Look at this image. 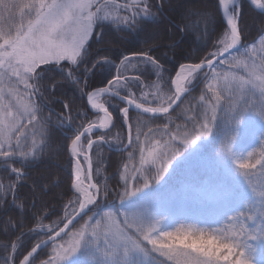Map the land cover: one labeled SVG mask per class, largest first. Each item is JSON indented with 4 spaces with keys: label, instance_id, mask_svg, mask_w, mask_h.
Returning a JSON list of instances; mask_svg holds the SVG:
<instances>
[{
    "label": "snow or ice",
    "instance_id": "6c2138e0",
    "mask_svg": "<svg viewBox=\"0 0 264 264\" xmlns=\"http://www.w3.org/2000/svg\"><path fill=\"white\" fill-rule=\"evenodd\" d=\"M121 7L130 11L131 16H120L119 9ZM176 7V0H128L123 5L118 4L116 0H28V2L19 3H8L6 0H0V171L4 173L5 178L8 180L7 184L0 183V214L22 216L23 212L26 211L28 205L27 195L24 192L25 182L31 178L29 169L43 160L49 150L51 144L49 125L53 123L62 130L65 128L72 129L73 127L76 129L73 137L67 138L70 141L67 144V151L71 156L70 162L74 176L72 187L79 194L76 198L79 203V211L76 214L84 212L88 205L93 204L96 193L100 189L97 184L91 182L93 178V159L89 153L98 150L100 142L107 143L108 141L107 134L99 135L96 140H93L92 135L85 137V134H91L93 129L96 128L107 129L112 120L108 109L97 103V98L101 93L114 92L119 95L118 89L122 86L121 82L123 81L124 85L128 83V77L121 71L122 68L127 66L144 65L146 68L150 66L151 71L158 79H162L165 72L163 63L151 54L152 47L158 43L156 37L145 36L143 43L148 44L147 50L134 52L131 56L123 55L119 63L114 65L116 74L107 79V86H98L93 91H87L90 78L96 72L101 71L104 66L110 69L113 67L107 54L101 60L94 57L90 52L94 41L101 39L105 26L116 25V30L119 32L125 30L119 28V25L123 24L126 28H131L133 33H138L144 31L143 26L146 21L157 22L164 17L169 24L174 23L176 29L180 32L186 35H196L199 39L201 28L203 27L204 31H207L216 15L222 12L227 28L224 32V38L219 41L220 46L217 50L209 53L211 58L201 59L199 63L180 65L179 71L172 79V84L175 87L174 95L165 98L160 93L159 84L157 83L153 85L156 91L152 95L160 101L158 107H145L143 103L136 101L131 92L127 97L121 96L120 99L126 100L127 105L134 106L135 109L142 110L143 113L153 114V116L159 113H168L172 105L176 104L177 100L181 98V94L188 90L186 85L191 84V78L194 74L202 70L205 64L212 70L213 78L220 79L221 74L216 71L214 65V60H218L220 65H243L249 73L248 80L233 77L234 80H238L241 99L233 98L229 101L231 108L236 110L251 108L264 118V54L260 56L261 63L259 65L254 63L249 65L241 55L233 54L237 53L236 49L239 47L243 30L239 25L241 3H238V0H218L216 9L211 12L200 6L193 7L186 4L179 7L176 16L164 15L168 8ZM249 8L254 10L258 16L264 17V0H251ZM13 9L21 11V23L8 27L2 23L3 14L5 12L11 13ZM25 9L27 12L24 11ZM32 13H34V16ZM25 16L28 17L27 23L23 22ZM12 27L15 29L14 32ZM257 43L259 48L255 47ZM174 44L175 41H173ZM251 44L253 45L252 48L245 45V53L250 54L253 51L264 53V40L258 37V39L251 41ZM221 57L227 58L221 59ZM222 61L223 64H221ZM12 77H15V80L7 87L8 95L17 97L15 112L11 106L4 104L5 81H10ZM132 79L139 80V77L136 76ZM224 79H228L227 75L224 76ZM82 80L85 81L84 84L81 83ZM248 83H252L254 87L259 88L261 103L258 110L254 106L245 107L247 101H243V91ZM18 84H22L25 90H29V96L32 93L43 92L47 99L52 102H58L59 98L64 96L63 90L66 85L74 87L81 96L86 95L87 102L92 109H98L103 115L98 118L99 123L96 120H88L87 124L82 122L77 127L75 124L76 116L72 115L74 101L64 96L63 110L68 115H62L49 109L51 115L43 117L41 109L31 99L25 101L19 98L20 94L15 87ZM208 88L212 91L213 85L209 84ZM221 95H223L222 92L215 95L216 104L209 105V108L205 109L203 114L204 123L199 125L195 135L191 137L188 135L182 137L172 136L171 140L176 141L179 139V142L187 147L194 144L198 138L207 135L211 131L209 124L218 118L217 107L220 105ZM143 98L147 99V93L144 94ZM201 99L203 100L204 97L202 96ZM121 112L124 115L125 123L129 124L130 128L128 145L123 146H131L133 149L140 148L141 165L146 163L155 164L161 159L163 153L157 151V145H153L148 148L145 154L140 136L143 134L145 140H148L151 144L156 133L151 128L148 129L147 133H142L140 123L137 121L135 125V142H133L132 124L128 116L129 108H122ZM209 112L211 115H209ZM24 120L27 121V124L23 123ZM29 132H31L30 144L27 143ZM149 133H152L151 137ZM82 138L86 140V144ZM13 143H15V147H13ZM116 144L117 147H120L122 141L117 138ZM167 146L168 142L163 145L165 148ZM96 154H98V151ZM81 155L84 157L83 164L87 165V173H85L79 159ZM179 155L180 150H176L172 152L171 157L163 160L162 167L158 170L154 179L160 180L167 172L170 161ZM249 156H253V153H250ZM129 159H132L131 153ZM257 164H259L261 170H264V147L261 148L260 158L255 163L239 162L237 167L240 169H255ZM136 171L139 172L141 169L138 168ZM131 174V170L128 169L126 164L125 173L122 174L121 178L127 182V177ZM85 179L89 181L86 185L84 183ZM32 182L33 184L36 183L35 180ZM143 187H148L147 180ZM90 190H95V192ZM139 190L140 188L136 189V191ZM126 195L132 196L135 195V192H127ZM120 198L123 200L124 196ZM73 219L74 217L70 218L68 224H71ZM7 223H12V220L9 219ZM67 226L66 224L65 227ZM16 227H22V225H16ZM102 228L105 237L109 236L105 231L106 225H102V222L99 221L90 229V235L94 241L99 239ZM88 231V229L82 228L74 233L72 239L67 243V247L57 250L56 257L50 259L47 264H55L56 260L64 262L75 254ZM17 241H19V237H17ZM42 243H36L24 255L21 264H33L34 255L38 253ZM151 243L156 244L155 241H151ZM121 246L125 250L139 248L138 243L127 236H120L116 242L115 247ZM4 247L5 252L8 253V245ZM17 247V242L11 243V252H16ZM166 258L173 261V264H217V262H221V264H248L241 254L235 252V250L224 257L218 255L201 257L185 252H170ZM4 264H14V257L9 254Z\"/></svg>",
    "mask_w": 264,
    "mask_h": 264
},
{
    "label": "trees",
    "instance_id": "16d2710c",
    "mask_svg": "<svg viewBox=\"0 0 264 264\" xmlns=\"http://www.w3.org/2000/svg\"><path fill=\"white\" fill-rule=\"evenodd\" d=\"M116 2L123 5L127 3L128 0H116ZM176 3L177 7L168 8L164 14L165 16H176L179 7H183L186 4H194L206 8L211 12L216 9L218 0H176ZM240 3L241 16L239 25L246 33V45L249 46L251 45V41L258 39L259 25L264 22V17L258 16L254 10H251L249 4L245 0H241ZM119 15L131 16V12L121 7L119 9ZM143 27V32L133 33L131 28H126L123 24H120L119 28L125 30L119 32L116 30V25L105 26L101 39L99 41H94L93 48L90 49L94 57L103 60L104 55L107 54L112 64H118L123 55L131 56L134 52L148 49V44L143 43L145 36L156 37L158 43L152 47L151 54L154 58H159L160 62L163 63L165 72L163 78L158 79L151 71L150 66L147 68L144 65L137 66L142 67L137 73L133 76L129 75V77L133 78L138 76L139 80H133L131 85L128 82L127 93H123V95L128 96L131 92L136 99L139 97L144 87L155 81H159L163 88H170L171 80L181 64L199 63L201 59L206 57L211 58L209 53L217 50L220 46L219 41L223 38L226 29L220 13L216 15L207 31H204L203 27L201 28L199 39L196 35H186L180 32L176 29L174 23L169 24L168 20L164 17L157 22L146 21ZM173 41H175L174 45ZM114 69L104 66L101 71L96 72L90 78L87 91H93L98 86L105 87L107 85V79L116 74V69ZM202 75V72L196 75V80L191 86L192 90L171 113L156 118L130 111L128 116L132 124L131 135L133 142H135V125L137 121L140 123L142 133H147L148 129L151 128L153 132L156 133L152 140L161 141L163 144L168 142V144L174 148H178L180 142L179 139L172 141V136L179 137L188 129H190L189 131H196L199 125L204 123L203 114L205 111L204 103L198 100H202L201 97H204L206 94L205 87L209 84L210 78L208 74L200 81ZM81 83L84 84L85 81L82 80ZM129 89H131V91H129ZM23 91L24 93H22V95L26 100L31 99L32 102L37 104L40 103V93H32V95L29 96V90L23 89ZM63 92L64 96L74 101V111L72 115L76 116L75 124L77 127L80 126L82 122L87 124L88 120H92L95 117V114L91 113L88 109L86 95L81 96L74 87L67 85L64 87ZM64 96L60 97L58 102L51 101L50 103H46L42 108V115L44 117H49L51 115L49 109L61 113L62 115H68V113L63 110V103L65 102ZM212 101L213 99L209 102L211 103ZM101 102L112 115L113 126L108 131L92 134V138L94 139H97L99 135L107 134L108 141L107 143L100 142L98 150H94V152L90 154L93 159V181L100 189V199L103 201V206H105V208H111L113 205L114 209L117 208L118 211L122 212L126 210L128 202L132 199L131 196L128 197L127 200H120V197L125 192V188H127L128 192H132L141 185L143 186L146 180L149 189L153 186H157L159 180L154 179V177L162 167V161L171 157L172 154H163L161 159L155 163L154 167H144L140 163L139 147L133 149L129 146L124 151L114 150L122 147L126 143L127 126L125 119L120 114L125 104L106 97H103ZM221 105L225 107L224 104ZM25 124H27V122ZM49 130L51 140L54 144H50L49 150L43 160L29 169L31 178L25 182L26 186L24 192L27 195L28 205L26 211L23 212L22 216H13L11 214L6 216L0 214V264H4L9 254L12 255L11 243L13 242L18 243L17 250L13 253L14 264H19L24 255H26L36 243L49 235L48 227L53 226V228H58L64 223L66 220V212L71 208L74 200L77 198L72 191L74 176L72 174L71 158L67 151V144L70 142L67 138L73 137V133L76 129L73 127L72 129L65 128L62 130L53 123L49 125ZM229 130L230 129L225 125L223 116L220 117L213 128L214 135L212 140L214 141L215 149H217L220 141L225 139V133ZM128 131L130 133L129 124ZM116 132L122 133L125 136V141L120 147H116L111 141V137H113ZM149 136L151 137L152 133H149ZM140 140L142 141V146L145 148L146 153L148 149L147 146L150 145V143L148 140H145L143 134H141ZM27 143H31V132H29ZM13 147H15V143H13ZM97 151L98 154H96ZM130 153L132 154L131 160L129 159ZM232 154L234 158H238L240 151L236 152L233 149ZM126 164L132 173L127 177V182L121 178L122 174L125 173ZM138 168L141 169V171L137 172L136 169ZM97 169H99V171H97ZM134 169L135 173H133ZM33 180L36 181L35 184H33ZM0 183H8L2 171H0ZM165 186L166 185L160 189L151 191L150 195L156 194L161 190L165 191ZM105 188L108 192L107 198L104 196ZM141 195L144 196L143 190ZM147 197H149V195ZM236 201L234 203H237ZM231 205L233 204H226L223 200L217 203V205L206 206L202 208L201 211L205 216L219 218L221 213L228 212ZM181 207L184 208L185 205L182 204ZM91 208L96 209L95 205ZM180 210L181 209L178 211ZM90 213L92 212H88L87 215L74 226L73 230L84 222ZM9 219L12 220V223H7ZM16 225H22V227H16ZM68 234L64 238H66ZM17 237H19V241H17ZM5 245H8V253L5 252ZM53 246L54 245H50L39 252L33 258V264H44L48 261ZM75 264L88 263L86 260L80 259Z\"/></svg>",
    "mask_w": 264,
    "mask_h": 264
},
{
    "label": "rangeland",
    "instance_id": "374dc122",
    "mask_svg": "<svg viewBox=\"0 0 264 264\" xmlns=\"http://www.w3.org/2000/svg\"><path fill=\"white\" fill-rule=\"evenodd\" d=\"M6 2L19 3L28 2V0H6ZM24 11L27 12L26 9ZM32 15L34 16V13H32ZM21 16L22 13L19 9H13L11 13L5 12L3 14L2 23L8 27H11L12 25H19L21 23ZM27 19L28 17L25 16L23 22L27 23ZM12 30L14 32V27H12ZM248 47L252 48L253 45L251 44ZM255 47L259 48V44L257 43ZM262 54L264 53H261L260 51H253L250 54L245 53L243 55V59L247 61L249 65H252L253 63L255 65H259L261 63L260 56ZM234 55L239 56L240 54L235 53ZM112 65V69H114L115 64ZM215 66L216 71L221 74L220 79H214L213 72L211 70L209 73V84L213 85V90L210 91L208 88L209 84H207L205 87L206 94L204 95V99L198 100L199 102L204 103V107L207 109L209 108V105L216 104L214 96L220 94L221 92L223 93V95H221L220 105L217 107L218 118L216 121H212L209 124V127L212 130L211 135L209 136L208 133L207 135L203 136H208L207 138L202 137L194 144L187 147L180 143L178 148L171 147L170 144H168V146L165 148L163 147L164 144L161 143V141L152 140L151 144L147 147L150 148L153 145H157V151L163 154H172L173 151L180 149L183 150L179 156H176L170 161L168 164V171L165 172L163 177L158 181L157 186H153L149 189V186L143 188L144 185H141L139 187L141 190L138 192H136L137 188L134 189L132 192H136L135 195H133L131 201L128 202L126 210L122 211L125 213L138 212L142 214L143 218L146 220L159 221L158 227L160 231L173 230L178 226L188 225L195 227L215 226L219 224L226 216L237 214L250 207L253 204V197L247 187L245 180L240 176L238 171L252 173L253 175L250 177L251 184L257 190L264 189V170H261L259 164H257L255 169H238L237 167L239 162H248L249 164H252L260 158L261 148L264 147V143L261 141L264 139V122H262L259 117L251 112L245 113L242 117L239 128L236 130L237 135L234 143L232 138L229 136V132L232 130L228 128L230 130L225 133V139L220 141L217 149L214 148V141L212 139L214 135L213 128L215 123L217 124L218 119L223 116L225 125L228 127V108L231 107L229 101H231L233 98L241 99V89L239 88L238 80H234L233 77L244 80L249 79V73L245 70L243 65H220L218 63ZM141 67L142 66H127L126 68L121 69L123 74L128 77V82L130 85L133 83L134 79L130 78L129 75L133 76L135 73H137V71H139ZM225 75L228 77L227 80L224 79ZM14 80L15 77H12L10 81H5L6 86L4 104L11 106L15 112L17 97L8 95L7 87V85L11 84ZM195 80L196 76H193L191 78V84H187L186 87L192 85ZM121 83L122 86L118 89V91L119 94L122 95L123 93H127L128 85H124L123 81ZM157 83L159 84L160 93L165 98L175 94L173 87L163 88L159 81H155L154 83L144 87L136 101L143 103V105L146 107L160 106V101L155 99L152 95V93L156 91L153 85ZM15 87L16 91L20 94L19 98L27 101L22 95V93H24L23 85L18 84L15 85ZM129 91H131V89H129ZM145 93H147V99L143 98ZM211 99H213V101L210 103L209 101ZM243 101H247L245 107L254 106L258 110L261 103L259 88L254 87L252 83L246 84L243 91ZM97 103L101 104L100 97L97 98ZM221 104H224L225 107H223ZM209 115H211L210 112ZM100 116L102 115H99L98 118ZM98 118L95 119L97 123H99ZM26 122V120L23 121V123ZM198 129L199 127L197 130ZM189 130L190 129H188L179 137L184 135L191 137L192 135H195L197 131ZM117 138L122 141V144L125 141V136L122 133L116 132L115 135L111 137V141L116 147ZM233 149L236 152L240 151L238 158L233 157ZM249 151L253 153V156L250 157L247 154ZM243 156V160H240L239 158ZM79 159H81L83 162L84 157L81 155ZM154 165L155 164L153 163L143 164L144 167H154ZM133 173H135V169ZM164 185H166L165 191L161 190L156 194L154 193L150 195L151 191L160 189ZM142 190L144 196L141 195ZM92 191L95 192V190ZM76 194L78 197L79 194ZM148 195L149 197H147ZM100 196V193L97 192V205L95 209L96 216H94V212L90 213L84 222H82L74 231L68 234L66 239L54 245L53 249L50 251V256L48 258L49 260L53 257H56L57 250L61 249L62 247H67V243L72 239L74 233L78 232L82 228H86L89 231L86 232V236L82 240L78 251L64 262L56 260L55 264H75L80 259L86 260L88 264H160V259L164 260L165 264H173V261L168 260L166 257L159 258L147 252L141 253L133 250L125 256L123 254L122 247H115L116 241L114 237H105L103 228L101 230L99 239L94 241L90 235V229L96 225L97 221H101L102 225H107V219L105 218L101 220L99 214L105 210L118 211L117 208V210L113 208V205L111 208H105ZM223 200L226 204H234V202L238 200V204L237 206H231L229 212L223 215L220 219H216L214 216H205V214L201 211L202 207L204 208L208 205H217V203H220ZM182 204L185 205L184 208L181 207ZM78 209L79 203L75 199L71 208L66 212V218L71 217L78 211ZM179 209L181 210L178 211ZM91 216H94V219H89ZM48 228L49 233L55 230L53 226ZM255 232L256 238L254 240L241 238L239 241L240 249H236V251L237 253L242 251L245 257L249 260L250 264H264V226L256 229ZM149 247H151V245H149ZM48 261H46L44 264H47Z\"/></svg>",
    "mask_w": 264,
    "mask_h": 264
},
{
    "label": "clouds",
    "instance_id": "9594fccd",
    "mask_svg": "<svg viewBox=\"0 0 264 264\" xmlns=\"http://www.w3.org/2000/svg\"><path fill=\"white\" fill-rule=\"evenodd\" d=\"M240 2L241 0H238V3ZM249 2H251V0H249ZM190 5H192L193 7L196 6L194 4ZM259 38L264 40V22L259 25ZM246 43L247 36L245 31L242 30L239 47L236 49V52L239 53L242 57L246 52ZM223 63L224 62L222 61L221 64ZM39 100V104L35 102L33 103L36 104L42 112V108L45 106V104L50 103L51 101L46 98L43 92L40 93ZM228 112V128L232 130L231 132H229V136L230 138H232L233 143L237 135L236 130L239 128L242 117L245 113L251 112L259 117L262 122H264V118H262L261 115L257 114V112L255 110H252L251 108H241L239 110H236L230 107L228 108ZM211 133L212 130L209 132V136L211 135ZM200 138H198L197 140H199ZM261 141H264V139H262ZM51 143L54 144L52 140ZM182 150L183 149H180V154ZM250 153L252 152L249 151L247 154L249 155ZM243 158L244 156L239 159L243 160ZM238 172L247 184V187L253 197V204L250 207L246 208L244 211L226 216L219 224L215 226L195 227L188 225L178 226L173 230L160 231L158 227L159 221L146 220L143 218L142 214L138 212L125 213L120 211L105 210L99 214V217H101V220L105 218L107 219L105 231L109 234L110 237H114L116 242L119 240L120 236L130 237L139 245V248L135 251L141 253L147 252L159 258L166 257L170 252H185L190 255H199L201 257L215 255L224 257L230 252H233V250L237 252L236 249H240L239 241L241 240V238L254 240L256 238L255 230L261 228V226H264V189L257 190L251 184L250 177L251 175H253L252 173L240 171ZM127 192V188H125V192L122 195L124 196V199L121 200L120 198L121 201L127 200L128 197H131L126 195ZM104 196L106 198L108 197L106 188L104 189ZM93 205H95L96 208L97 200H94ZM93 211L94 216H96L95 209H88V212ZM94 216L89 217V219H94ZM151 241H155L156 244L151 243ZM149 245H151V247H149ZM121 247L125 256L130 251H133L132 249L125 250L123 246ZM240 254L242 258L245 259L248 264H250L249 260L245 257L242 251L240 252ZM160 264H165V261L160 259ZM217 264H221V262H217Z\"/></svg>",
    "mask_w": 264,
    "mask_h": 264
},
{
    "label": "water",
    "instance_id": "95a60500",
    "mask_svg": "<svg viewBox=\"0 0 264 264\" xmlns=\"http://www.w3.org/2000/svg\"><path fill=\"white\" fill-rule=\"evenodd\" d=\"M245 1H247L248 3H249V0H245ZM220 14H221V17H222V20H223V22H224V24L226 25V27H227V24H226V21L223 19V14H222V12H220ZM225 57H221V59H224ZM218 62V60H214V65L216 64ZM203 69H206L207 71V73H208V71L210 70L209 68H208V66L205 64L204 65V67H203ZM202 69V70H203ZM178 71H179V69H178ZM175 77V76H174ZM173 85V84H172ZM189 90H187L186 92H188ZM103 96H107V97H111V98H114V99H116V100H118V101H124L125 103H126V100H121L120 99V97L122 96V95H117V94H115L114 92H109V93H101L100 94V96L99 97H103ZM183 96H184V94H181V98L179 99V100H177V102H176V104H174V105H172V108H170L169 109V112H171L178 104H179V102L182 100V98H183ZM124 97V96H123ZM88 103V102H87ZM88 107H89V109H90V111L91 112H93V113H99V114H103V113H101V112H99V110L98 111H95V110H93L91 107H90V105L88 104ZM127 108H129V110H132V111H134V112H138V113H141V114H144V115H147V116H152V117H158V116H163V115H165V114H168V113H159V114H155L154 116H153V114H148V113H143L142 112V110H138V109H135V107L134 106H129L128 105V107ZM112 122H113V120H111V122H110V126L112 125ZM109 126V127H110ZM108 127V128H109ZM99 130H107V129H100V128H96V129H93V131H99ZM87 134V133H86ZM87 171H88V168H87ZM89 182V181H88ZM92 182V181H91ZM91 191V190H90ZM92 205V204H91ZM91 205H88L87 206V208L84 210V212H80L78 215L75 213L72 217H74V219H73V222L71 223V224H68V221L64 224V226L62 227V228H60L58 231H56L53 235H51L50 237H48V238H46L45 240H43V241H41V242H43L42 244H41V248L38 250V253L40 252V251H42V250H44L46 247H48L49 245H51L52 243H54V242H56V241H58V240H60L61 238H63L67 233H68V231L85 215V213H87V211H88V209L90 208V206ZM71 217V218H72ZM68 225L67 227H65V225ZM61 229H63V231H61ZM59 233V235H57ZM37 253V254H38ZM37 254H35V255H37ZM34 255V256H35ZM23 260V259H22ZM21 260V261H22ZM21 261H20V263L19 264H21Z\"/></svg>",
    "mask_w": 264,
    "mask_h": 264
},
{
    "label": "bare ground",
    "instance_id": "6f19581e",
    "mask_svg": "<svg viewBox=\"0 0 264 264\" xmlns=\"http://www.w3.org/2000/svg\"><path fill=\"white\" fill-rule=\"evenodd\" d=\"M174 88V91H175V87H173Z\"/></svg>",
    "mask_w": 264,
    "mask_h": 264
}]
</instances>
